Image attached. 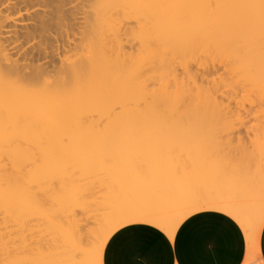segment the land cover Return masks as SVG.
<instances>
[{"label":"snow or ice","instance_id":"6c2138e0","mask_svg":"<svg viewBox=\"0 0 264 264\" xmlns=\"http://www.w3.org/2000/svg\"><path fill=\"white\" fill-rule=\"evenodd\" d=\"M100 6L94 0L82 4L88 13ZM129 6L119 0L108 5L116 12ZM131 6L144 10L139 23L148 28L143 43L153 56L152 66L159 68V53L165 49L167 71L174 74L167 80V94L154 99L153 109L168 117L179 100V110L188 117L180 121L184 136L177 140L143 132L135 138L130 152L152 159L155 166L137 165L132 172L114 174V210L104 212L99 228V213L88 217L85 229L71 225L72 213L57 206L86 205L94 190L78 191L66 180L46 185L50 173L36 152L18 167L8 165L0 171L3 264H186L179 259L185 252L203 257L195 264H264V0H135ZM59 7V0H52L44 25V35L52 39L26 40L15 52L0 53V79L16 87L34 83L37 87L29 91L45 93L46 85L67 87L81 76L86 53L83 47L61 43L67 21ZM89 22L97 23L94 16ZM257 49L261 101L249 107L256 91ZM238 67L248 70L247 77H237ZM163 84L157 80L152 88L158 91ZM205 100L211 102L210 112L197 111ZM2 105L0 100V148L7 151L15 139ZM119 110L117 105L114 111ZM49 119L59 123L61 117L52 114ZM16 126L24 122L17 120ZM177 143L192 154L183 174H173L166 166ZM210 154L230 157L239 165L224 170L219 195L208 194L202 186ZM104 163L111 169L110 159ZM238 172L246 179L243 191L230 182ZM174 192L183 195L177 199ZM41 219L54 239L32 235V224Z\"/></svg>","mask_w":264,"mask_h":264},{"label":"bare ground","instance_id":"6f19581e","mask_svg":"<svg viewBox=\"0 0 264 264\" xmlns=\"http://www.w3.org/2000/svg\"><path fill=\"white\" fill-rule=\"evenodd\" d=\"M114 2L118 0H94L95 4L101 6L88 13L82 7L83 0H59L58 11L62 13L61 18L67 21L59 38L61 43L83 47L86 53V66L72 85L66 87L52 83L46 85L45 93H36L28 90L37 87L34 83L16 87L0 79V100H3L4 112L10 116L15 139L14 146L7 151L0 148V171L8 165L18 167L26 163L29 153L36 152L40 154L41 167L50 173L46 185L66 180L69 186H75L78 191L94 190L93 200L86 205L79 204L72 208L57 205L62 213H72L71 225L85 229L89 216L100 214L97 220L99 228L104 212L114 210L116 194L113 195V190L107 196L105 189L106 185L113 189L116 172L125 169L132 172L137 165L144 168L155 166L152 159L130 152L135 138L148 132L179 140L184 136L180 121L188 118L186 113L179 110V100L168 117L154 111V99L167 94V80L170 75L174 78V74L167 71L170 62L167 51L161 49L160 66L154 68L153 56L143 43L148 28L146 24L139 23L144 10L131 6L135 0H119L130 6L116 12L108 7ZM51 6L52 0H0V53L11 54L23 47L26 40L52 39L44 35ZM90 16L96 18L95 26L89 22ZM255 60L256 91L249 107L253 104L258 107L261 101L258 49ZM236 73L238 78L243 79L247 77L248 70L238 67ZM157 80L164 82L158 91L152 88ZM117 105L120 106L119 112L114 111ZM141 105L143 110H140ZM201 110L210 112L211 102H201L197 111ZM52 114L61 117L59 123L49 119ZM17 120H22L24 126L17 128ZM33 124L36 126L33 127ZM198 125L199 119L194 117L193 126ZM65 137L69 138L67 144L64 143ZM225 158L222 161H229ZM105 159L111 160V169L105 166ZM191 163L192 154L180 143L175 145L166 160V166L173 174L177 171L182 174L188 172ZM221 164L226 165L223 161L218 166ZM225 167L216 169L213 165L207 166L202 183L204 189L208 186L205 189L208 194H221L225 184L223 172L230 168ZM258 177L257 171V199ZM230 182L239 186L241 191L246 187V179L239 172ZM181 195L183 193H172L177 199ZM167 198L168 193L162 194V199ZM77 210H80L79 215L75 214ZM33 224L32 235L35 234L37 240L54 239L55 233L45 220H37ZM0 264H3V256H0Z\"/></svg>","mask_w":264,"mask_h":264},{"label":"rangeland","instance_id":"374dc122","mask_svg":"<svg viewBox=\"0 0 264 264\" xmlns=\"http://www.w3.org/2000/svg\"><path fill=\"white\" fill-rule=\"evenodd\" d=\"M253 135H256V133H253ZM219 158H220L221 160H219ZM219 158H218V159L216 158V161L219 160V161H217V165H216V163H215V162H216V161H215V158H213V157L211 156V154H210L209 157H208V163H207V166H209V165H213L214 167H216V169H218V168H219V169H221V168L223 169V168H224L225 166H227V165H228L230 168H231L232 166H233V167H234V166H236V167L239 166V165H238V164H237L232 158H229V157H226V158H225V157H224L225 159H229V161H228V160L226 161V160L223 159V161L225 162L226 165L224 166L223 164H221V165H219V166H220V167H219V166H218V163H219V162H222V163H223V161H222V158H223V157H222V158L219 157ZM230 159H231V160H230ZM258 159H259V158H258ZM258 159H257V160H258ZM257 162H259V161H257ZM227 163L232 164V166H230V165L227 164ZM228 166L225 167V168H228ZM257 166L259 167V164H257ZM202 180H203V179H202ZM204 181H205V180H204ZM202 182H203V181H202ZM107 183H109V182H107ZM202 185H203V183H202ZM103 186H104V185H103ZM205 186H206V183H205ZM110 187H111V186H110ZM110 187H109V185H106V189H105V190H107V191H106L107 196H108L109 193H112V191H113V189L111 190ZM203 187H204V185H203ZM101 188H102V187H101ZM103 188H104V187H103ZM103 188H102V189H103ZM207 188H208V186L205 187V189H207ZM99 190H101V189H99ZM101 191H102V190H101ZM104 193H105V192H104ZM113 193H114L113 195L116 194L114 191H113ZM197 193H198V192H197ZM100 194H101V192H100ZM104 195H105V194H103V196H104ZM115 197H116V195H115ZM33 225H34V224H33ZM33 236L35 237V234H34Z\"/></svg>","mask_w":264,"mask_h":264},{"label":"crops","instance_id":"0c3cea01","mask_svg":"<svg viewBox=\"0 0 264 264\" xmlns=\"http://www.w3.org/2000/svg\"><path fill=\"white\" fill-rule=\"evenodd\" d=\"M160 259L166 260L167 257H163V258H160ZM172 259L173 260L177 259V254H176L175 250H173ZM179 259L185 261L186 264H195L196 261H199V260L203 259V257H201V256H199V255H197L195 253L185 252V253H182L180 255Z\"/></svg>","mask_w":264,"mask_h":264}]
</instances>
